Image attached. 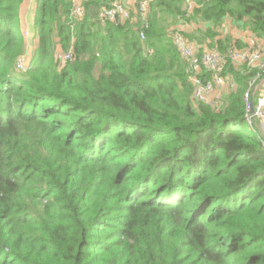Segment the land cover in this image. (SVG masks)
I'll use <instances>...</instances> for the list:
<instances>
[{
	"label": "trees",
	"instance_id": "trees-1",
	"mask_svg": "<svg viewBox=\"0 0 264 264\" xmlns=\"http://www.w3.org/2000/svg\"><path fill=\"white\" fill-rule=\"evenodd\" d=\"M25 1L0 0V264H264V137L245 102L264 75L227 61L222 109L194 103L167 31L201 23L185 37L225 56L245 46L221 38L226 18L264 38V0H195L188 17L152 0L144 40L98 19L110 0L80 21L71 0H34L37 56L17 71Z\"/></svg>",
	"mask_w": 264,
	"mask_h": 264
},
{
	"label": "built area",
	"instance_id": "built-area-1",
	"mask_svg": "<svg viewBox=\"0 0 264 264\" xmlns=\"http://www.w3.org/2000/svg\"><path fill=\"white\" fill-rule=\"evenodd\" d=\"M86 1L71 0L70 17L73 21H80L83 18V3ZM202 1L210 2L211 0ZM151 2L152 0H110L108 6H101L98 9L97 17L101 22L125 23L130 21L139 23L140 30L138 34L140 39L144 40L143 30L148 25L147 14ZM185 2L189 4L190 0H185ZM22 35L28 37L27 32H23ZM169 37L180 58L187 65L188 81L192 87L191 99L194 103L207 104L217 111L222 109L224 103L221 98L236 89L231 77L223 74L227 61L235 69L247 67L258 70L259 73L256 78L261 74L264 75V38L258 39L253 36L252 41L249 43L244 42L245 46L243 48L238 49L232 46L228 49L226 55L222 56L206 44H198L188 40L182 27L178 26L171 29ZM71 57V53L68 51L56 55L55 58L60 64H63L71 60ZM28 65L29 59L27 54L24 53L17 58L15 68L17 71H26ZM252 89L245 94L246 111L249 114L247 116L248 122L264 110V96H262L255 100L253 112H251L249 99L251 100Z\"/></svg>",
	"mask_w": 264,
	"mask_h": 264
},
{
	"label": "rangeland",
	"instance_id": "rangeland-1",
	"mask_svg": "<svg viewBox=\"0 0 264 264\" xmlns=\"http://www.w3.org/2000/svg\"><path fill=\"white\" fill-rule=\"evenodd\" d=\"M27 3V0L26 2ZM195 0H190L189 4L188 2L185 3V9L187 14L185 15V17H188L191 15L194 7H195ZM34 7H35V3H34ZM26 9V5L23 6V10ZM182 21L173 23L172 25H169L168 30L170 31L171 29H175L176 27H182L183 31L185 34L187 33H195L198 29L202 28L201 23H195V22H186L184 19H181ZM224 30L225 32L228 31V33L232 34L233 37H240L241 40H244L246 43H249L250 41H252V37H250L248 39V35H246V33L243 31L244 29L241 30V27H239V25H233V24H228L226 26H224ZM25 32V31H24ZM28 33V32H27ZM203 44H206L209 47V43L208 41H204L201 42ZM58 54L61 53V50L58 48L57 49ZM27 58L30 61V54L27 52ZM57 54V55H58ZM255 81V79L253 80V82ZM253 89H252V93H251V101L252 104L254 105V100L258 99L259 97L264 96V79L259 78L258 82H255L253 85ZM224 98H221V100L223 101ZM250 101V99H249ZM252 123L254 125L257 126V128L263 133V137H264V110L261 114L255 116L254 118L251 119Z\"/></svg>",
	"mask_w": 264,
	"mask_h": 264
},
{
	"label": "crops",
	"instance_id": "crops-1",
	"mask_svg": "<svg viewBox=\"0 0 264 264\" xmlns=\"http://www.w3.org/2000/svg\"><path fill=\"white\" fill-rule=\"evenodd\" d=\"M26 2V1H25ZM26 5V9L23 10V6ZM34 19V0H27V3H24L20 9V18H19V29L21 33L28 32V37H23L26 47V52L29 53L31 58L37 56V45H38V35H37V28L33 24ZM228 24L239 25L241 30L244 29L242 23L235 24L229 18H226L223 22V26L220 32L221 38L224 36H229L233 41H239L244 43V40H241L240 37H233L232 34L225 32L224 26ZM246 35H248V39L253 37V35L246 29L243 30ZM30 58V59H31Z\"/></svg>",
	"mask_w": 264,
	"mask_h": 264
},
{
	"label": "water",
	"instance_id": "water-1",
	"mask_svg": "<svg viewBox=\"0 0 264 264\" xmlns=\"http://www.w3.org/2000/svg\"><path fill=\"white\" fill-rule=\"evenodd\" d=\"M250 107H251V112H253V104H252V101L250 100Z\"/></svg>",
	"mask_w": 264,
	"mask_h": 264
}]
</instances>
